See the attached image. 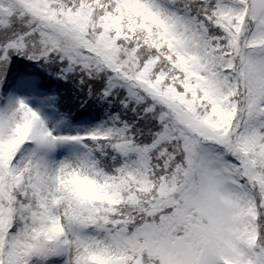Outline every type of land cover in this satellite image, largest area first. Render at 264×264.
I'll list each match as a JSON object with an SVG mask.
<instances>
[{
	"label": "snow or ice",
	"instance_id": "6c2138e0",
	"mask_svg": "<svg viewBox=\"0 0 264 264\" xmlns=\"http://www.w3.org/2000/svg\"><path fill=\"white\" fill-rule=\"evenodd\" d=\"M0 264H264V0H0Z\"/></svg>",
	"mask_w": 264,
	"mask_h": 264
}]
</instances>
